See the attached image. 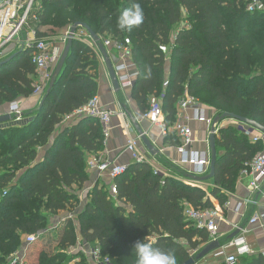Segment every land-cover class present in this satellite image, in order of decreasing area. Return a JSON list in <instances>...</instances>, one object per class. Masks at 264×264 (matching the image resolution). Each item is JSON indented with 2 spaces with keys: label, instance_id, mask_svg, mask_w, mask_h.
<instances>
[{
  "label": "trees",
  "instance_id": "1",
  "mask_svg": "<svg viewBox=\"0 0 264 264\" xmlns=\"http://www.w3.org/2000/svg\"><path fill=\"white\" fill-rule=\"evenodd\" d=\"M250 1L40 0L37 19H31L30 26L40 37L79 22L100 42L112 38L130 45L137 76L128 94L139 114L151 100H158L165 123L171 126L179 100L188 94L213 115L231 112L264 127V12L249 11ZM134 2L141 4L144 21L131 32L121 31L116 19ZM47 25V31L40 32ZM8 55L12 59L0 65V105L33 92L30 50ZM97 89V54L87 42L74 39L38 107L18 122L0 123V264L9 263L22 235L41 233L49 216L72 211L78 204L77 189L88 178L86 156L103 149V129L91 116L60 126ZM163 141L174 147L180 144L174 131ZM215 145L217 158L207 189L156 174L147 162L128 164L114 178V195L97 183L76 222L63 221L56 250L39 248L35 264H60L64 251L77 242L97 245L108 258L104 264H134L132 245L137 240L173 251L183 264L191 251L198 252L209 240L205 229L186 220L183 203L214 208L213 197L223 207L240 174L263 150L261 141L253 143L231 124L220 127ZM67 264L90 263L79 253ZM236 264H264V256H243Z\"/></svg>",
  "mask_w": 264,
  "mask_h": 264
},
{
  "label": "built area",
  "instance_id": "2",
  "mask_svg": "<svg viewBox=\"0 0 264 264\" xmlns=\"http://www.w3.org/2000/svg\"><path fill=\"white\" fill-rule=\"evenodd\" d=\"M39 9L40 0H0V61L9 57L8 54L10 51L16 49V44L18 45L17 49H29L30 60L35 70L32 94L40 95L41 97V95L46 93L56 64L68 40L69 29L68 31L61 32V34L59 33L60 31H58V35L56 34L57 36L54 38L46 39L43 38L44 36L38 37L35 29L30 26V20L37 19L35 12L39 11ZM247 9L249 11L264 12V2L261 0H251L247 5ZM24 29L26 30V37L21 39L20 35ZM28 32L31 35L28 36ZM75 38L81 39L87 43L91 40L87 32L82 28L77 30ZM101 43L108 52H113L120 61L115 64L112 63L120 89H129L137 76L136 67L134 63L131 62L130 45L117 42L112 38H106ZM92 49L95 52L96 50L99 52L96 44L95 48L92 47ZM167 49L168 48L164 49L165 53L168 52ZM192 106H196L194 108V119L207 124V149L202 152L191 149L193 136L191 128L187 125L189 118H178L182 116V112H185ZM121 112L123 117H125V113L123 111ZM113 113L114 111L109 107L102 106L99 97L94 95L67 117L79 119L85 116H91L98 119L105 138ZM8 114L14 117L13 119L16 121L22 119V111L17 101L8 103ZM138 115L142 119H148L154 126H157L163 136L171 129L180 138V144L176 146V152L180 155V159L176 165L183 168V171H185L187 175L205 176L209 173L211 151L208 136L212 126H214L215 136L219 134L221 126L213 123L214 115L210 117L204 115V110L195 97L185 94L179 100L177 105V118L171 126L166 125L162 106L158 100H151L149 108ZM237 127H239L253 143L259 141L263 143V150L255 154L249 168L242 173L250 177L248 184L249 191L252 193L260 192L262 196H264V192H262V183L264 182V134L256 130H251L249 126L239 122ZM124 128L126 131L129 130V125L126 121H124ZM126 142V149L131 153V162H147L145 156L137 148L136 137L132 138V136L128 135ZM126 167L127 164H119L103 159L95 153H92L86 162V168L88 170H95L99 177H105L106 175L110 180L108 189L112 195L116 194L114 178L124 172ZM151 167L156 174L170 176V174L160 170V168L156 166L151 165ZM182 181L188 183L185 180ZM183 215L186 220L191 221L196 228L205 229L207 231L209 235L207 243L216 239L220 241L221 236L218 231V224L222 218L220 209H198L185 202L183 203ZM262 219H264V212L254 214L249 219V223H260L264 235V224L263 222L261 223ZM28 239L29 241H33L35 238L31 235ZM86 244L88 247L84 252L87 254L86 256L90 264L108 263V258L102 256L101 250L97 245L91 246L88 243ZM76 245H78V242L75 246ZM245 246L248 248V252L241 254L240 248ZM196 253L197 251H192L190 256H194ZM253 254L254 251L246 244L244 237L235 236L234 238L227 239L225 242L220 241V246L217 249L210 252L195 264H236L240 257L252 256ZM257 254H262L264 256V250L259 251Z\"/></svg>",
  "mask_w": 264,
  "mask_h": 264
},
{
  "label": "crops",
  "instance_id": "3",
  "mask_svg": "<svg viewBox=\"0 0 264 264\" xmlns=\"http://www.w3.org/2000/svg\"><path fill=\"white\" fill-rule=\"evenodd\" d=\"M59 33L61 34V31ZM27 35L29 36L31 34L28 32ZM88 44L95 48V44L94 42H92V40H89ZM106 52L113 64L119 61L113 52H108V50H106ZM96 54L98 58V89L96 95L99 97L101 105L109 107L112 111H114V113L111 116L107 135L104 138L103 149L95 152V154H98V156L103 159H107L115 163L127 165L130 164L131 153L126 149V140L128 138V135H130L132 136V138H137V148L145 156L147 163L160 168V170L167 172L174 178L185 180L186 182H188V184L207 189L211 184L210 180L198 182L193 179V175H187L185 171H183V168L176 165L178 160L180 159V155L176 152V147L164 143V136L161 134L159 128L157 126H154L148 119H142L141 117H139V113L136 111V107L132 104L130 96H128L127 98L129 100V109L122 107V99L120 98L118 92L115 91L112 86L105 62L100 52L96 50ZM34 78L35 76L33 77V80ZM124 91L128 92L129 90L124 89ZM40 98V95L38 96L31 94L28 97L19 98L17 102L19 103L21 111L23 112V110L25 111V109L37 108L40 103ZM195 107L196 106H192L188 108L185 112H182V116L178 118H189L187 125L191 128L193 136L191 149L202 152L207 149V124L205 122H200L194 119ZM201 107L204 110L205 116H213L212 111H210L205 106ZM126 110L133 114L138 123V126L146 134L153 146L157 148L158 152L155 155H151L138 138L133 125L128 122L129 120L126 114ZM121 111L125 113L127 118L126 116L123 117ZM5 114H8V105L2 104L0 105V116ZM75 120L76 119L72 117H65L60 127L68 125ZM124 121H126L129 125L128 131H126L124 128ZM230 124L238 126V122L234 120L227 121V123H225V125L223 126ZM169 131L173 130L170 129L168 130V132ZM38 152H40V149L38 150ZM91 154L92 153L88 154L86 156V159H88ZM86 170L88 174L87 181L77 189L79 198L78 202L82 205V208L76 209L75 214L77 215L83 210V206L85 207L87 201L89 200V192L94 185L98 183L99 186H109L110 184V180L106 177V175L105 177H99L95 170ZM249 180L250 177L248 175H245L243 173L240 174L236 181L234 191L228 193V200L223 207L218 205V202L213 197H210L213 201L214 208L220 209L222 213V218L218 224V231L221 236L220 241H227V238L231 233H233L237 229H240V232L236 237H244L246 244L251 250L254 251L253 255H256L259 251L264 250V235L260 227L261 224H250L249 219L254 214L264 212V196H262L260 192L252 193L249 191ZM262 192H264V182L262 183ZM65 212L67 213V211H62L59 213L63 214ZM59 213L58 215H61ZM262 222L264 224V219H262L261 223ZM75 247L76 249H80L81 251H83V248L87 249L88 246L85 242H78V245H76ZM83 254L85 256L87 255L84 251Z\"/></svg>",
  "mask_w": 264,
  "mask_h": 264
},
{
  "label": "water",
  "instance_id": "4",
  "mask_svg": "<svg viewBox=\"0 0 264 264\" xmlns=\"http://www.w3.org/2000/svg\"><path fill=\"white\" fill-rule=\"evenodd\" d=\"M79 28L84 29L87 32V34L89 35V37L91 38L92 42H94L96 44L104 62H105V65H106L112 86H113L115 91H118L120 89V85H119V82L117 80V76L115 74V71L113 69L112 61L110 60V58L106 52V49L104 48V46L100 42V37L96 33H94L86 24L77 22V23L71 25L69 28L68 40L64 46V49L62 51L60 58L56 64V67L54 69V72H53L52 78L50 80L49 86L46 90V94L50 91V88H51L55 78L60 73V71H61V69L65 63V60L67 58V55L69 53L72 41L74 39H76L75 33L77 32V30ZM12 57L13 56H9V57L5 58L4 60L0 61V65H3L5 63H7L8 61H10L12 59ZM126 114L128 116L129 122L133 125L140 141L143 143V145L145 146V148L148 150V152L151 155H155L158 152L157 148L155 146H153V144L151 143L149 138L146 136V134L138 126V123H137L135 117L133 116V114L131 112H129L128 110H126ZM10 119H11V115H9V114L2 115V116H0V123H4ZM223 119L234 120V121L239 122L243 125L249 126L251 130H256V131H259V132L264 134V127L262 125L255 122L254 120H250V119H247L245 117L238 116V115L231 113V112H224L220 115H215L213 118V123L217 124ZM208 141H209V147H210V151H211L210 169H209V173L205 176H192L193 179H195L198 182L209 180L212 178V176L214 174V167H215L216 158H217L214 126H212L210 129ZM239 232H240V229L235 230L233 233H231L228 236V239L234 238L235 236H237V234ZM219 246H220V241L217 239L213 240V241L205 244L202 247V249H200L194 256H190V258H188V260H186L183 264H195L197 261H199L202 258H204L205 256H207L210 252L217 249Z\"/></svg>",
  "mask_w": 264,
  "mask_h": 264
},
{
  "label": "rangeland",
  "instance_id": "5",
  "mask_svg": "<svg viewBox=\"0 0 264 264\" xmlns=\"http://www.w3.org/2000/svg\"><path fill=\"white\" fill-rule=\"evenodd\" d=\"M49 25L47 26H42L41 28V32H46L47 28ZM70 28V26H66L64 28H60L58 29V31L64 32V31H68V29ZM58 35V34H57ZM56 35V32L54 31L52 34H47L45 35L43 38H54ZM26 37V30L24 29L23 32L20 35V38L23 39ZM17 44H16V49L17 50ZM122 89H119L117 92L120 96V98L122 99V107L128 108L129 109V100L127 99L129 94L127 91H124ZM119 108V107H118ZM32 109H25V111L23 110L22 112V117L24 116V114H28L30 113ZM14 117H11L10 120L4 122V126L5 123L9 124V123H14V122H18L16 120L13 119ZM227 121H230V119H223L221 120L219 123H217L218 126H223L225 125V123H227ZM87 162V159H86ZM79 199V198H78ZM79 205V207H78ZM82 208V205L78 204L74 207V209L72 211H67V213H59L61 215H58V213L56 215H52L49 216V221L47 224V227L44 231H42L41 233H37L35 235H33V237L35 238L33 241H29L28 237L31 235H27L24 234L21 236V246L20 248L14 252L11 255V258L9 260L8 264H35V256H34V252L39 249V248H49L50 250H56V240L57 237L60 234L61 228H62V224L63 221L67 218H72L73 220H75L76 222V218H77V214L76 213V209H80ZM84 208V206H83ZM86 249L83 248V251H85ZM83 251H81L80 249H76V247L73 248H68L66 251H64L66 253V256L62 259L60 264H67L68 261H70L71 259L75 258L78 256V254L80 253L82 256L85 257V255L83 254ZM195 255V254H194Z\"/></svg>",
  "mask_w": 264,
  "mask_h": 264
},
{
  "label": "clouds",
  "instance_id": "6",
  "mask_svg": "<svg viewBox=\"0 0 264 264\" xmlns=\"http://www.w3.org/2000/svg\"><path fill=\"white\" fill-rule=\"evenodd\" d=\"M144 21V10L139 2H134L131 6L123 8L116 24L119 30L131 32L138 28ZM135 260L134 264H178L177 256L173 251H162L153 246L151 242L137 240L133 245ZM248 252V248H240V253Z\"/></svg>",
  "mask_w": 264,
  "mask_h": 264
}]
</instances>
